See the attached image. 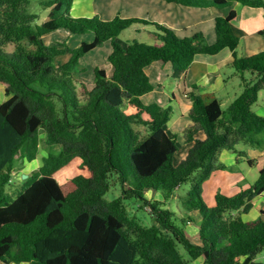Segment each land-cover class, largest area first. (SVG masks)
I'll return each instance as SVG.
<instances>
[{
	"label": "trees",
	"instance_id": "obj_1",
	"mask_svg": "<svg viewBox=\"0 0 264 264\" xmlns=\"http://www.w3.org/2000/svg\"><path fill=\"white\" fill-rule=\"evenodd\" d=\"M164 1L191 8L224 9L233 2L264 7V0ZM40 4L49 10L42 24L33 0H0V84L10 96L0 105V264H264V211L255 220L243 217L264 197V167L248 189L220 192L212 207L203 198L204 184L227 168L220 161L224 151H264V116L252 111L264 91V51L238 54L236 11L215 18L214 44L202 34L180 39L160 24L131 19L162 34H154L151 45L132 40L124 46L118 38L128 25L119 16L74 17V0ZM61 30L94 39L72 48L56 39ZM104 44L111 46L112 74L95 68L90 87L81 77V59ZM226 49L242 92L225 109L217 98L189 93L191 122L181 134H169L171 108L142 99L154 90L147 68L170 64L179 78L198 55ZM42 135L56 151L10 193L17 156L23 152L27 162L35 161ZM179 137L189 145L184 153ZM71 170L75 174L66 176ZM116 183L122 195L107 200ZM150 193L162 200L149 199ZM172 197L191 214L182 225L197 224V242L163 207ZM132 198L139 209L150 207L152 226L129 212L124 201Z\"/></svg>",
	"mask_w": 264,
	"mask_h": 264
},
{
	"label": "rangeland",
	"instance_id": "obj_2",
	"mask_svg": "<svg viewBox=\"0 0 264 264\" xmlns=\"http://www.w3.org/2000/svg\"><path fill=\"white\" fill-rule=\"evenodd\" d=\"M40 1L41 0H33L32 11L40 15L38 23L42 24L47 20L49 10L41 6ZM234 5L235 2L232 3L231 7L219 10L216 8L184 7L182 5L170 4L163 0H76L72 7L71 14L74 17L98 16L104 21H110L119 16L128 25V29L118 38L119 43L124 46L132 40L151 45L154 42L153 35L157 33L162 34V32H158L156 27L153 25L138 23L132 24L129 21L131 19L146 20L152 23L160 24L167 29H170L173 34L180 39L188 38L191 40L196 34H202L206 43L214 44L216 41L215 18L227 15L229 10L233 9ZM236 13L238 15L236 21L243 26H246L248 23L247 21L248 19L250 21V18H253L255 22L261 21L264 26V8H249L240 4ZM235 28L238 36L241 37L244 30L240 31V27L238 25ZM88 39L89 38L86 39L87 42L90 41V39L89 41ZM68 45L72 46L70 42H68ZM110 52L111 46L109 44H104L81 59V65H83L86 69V72L82 74L81 77L84 82L90 85V87H93L95 68L105 69L109 72V74H112V68L108 62ZM226 53H228L227 50L224 51L217 60L219 61L218 70L221 80L225 82L226 86L223 93L221 90V92H218L221 94H218L217 97L222 102L224 109L242 92L243 83L242 78L236 74V70L232 66L234 63L233 57H228L222 60V57H225ZM249 53L250 51H248V49H244V44L240 43L238 54L240 56H249ZM156 78L158 80L157 83L154 81ZM151 81L154 86V90L143 96L142 99L144 103L148 105L157 103L163 107H170L172 114L167 125L169 133L175 135L181 134L187 126V120H189L187 115L183 116V113L188 111L187 100L184 99L183 95L186 88L183 84H181V89L179 90L177 80L172 76L168 77L163 73L156 74ZM156 85H159V87ZM7 99L8 96L5 93V87L0 84V105ZM258 103L259 104L257 106L253 107L252 111L258 115L263 114L264 91L260 92ZM44 137V135L41 136L42 140L40 152L35 161L31 163L27 162L23 157V152L17 156L16 167L14 168L15 173L13 172L12 174L13 178L16 177V179L18 178V180L21 181L24 179L22 174L32 175L37 172L42 165L43 157L48 155L51 151H56L46 146L43 141ZM182 143L181 138H179L177 143L179 150L186 148V146H183L184 144ZM238 150L240 152H244L243 156L242 154L240 156L236 155V158L234 156L231 161L230 157L224 154L225 158L223 161L220 159V161L227 168L213 174L208 182L204 184L203 198L207 206L212 207L216 204L215 197L218 193L221 192L226 196L235 195L242 190L248 189L258 179L260 168L264 165V154H261L262 151L244 148L243 146H239ZM252 150L259 152L251 154L250 152ZM229 152L233 154V152ZM248 159L253 160V165L248 163ZM38 164L39 168L37 167ZM74 174V171L71 170L66 173V176H72ZM188 185H186L187 188ZM16 186L12 184L9 190L14 192L20 187L17 186L16 188ZM156 194L160 196V193ZM121 195V185L116 183L105 195V198L107 200H112L120 197ZM147 197L149 199L155 198L153 194L147 195ZM262 200L264 199L262 198ZM165 203L166 205L163 207L175 212V219L179 225H182L183 221L191 215L190 213L188 214L187 210L184 208L183 201L179 198L172 197ZM124 204L127 206L129 212L132 215H135L143 225L149 227L155 223L154 219L150 215V207L146 209H139L140 202L137 199L132 198L125 200ZM255 206L256 209H258L257 202ZM244 219H248V217L244 216ZM182 227H185V230L189 233L190 225H182ZM189 234L191 235V233ZM179 249L187 258L184 249L181 246ZM259 260L264 263V255L259 258ZM198 262H201V260ZM191 264L198 263L192 262Z\"/></svg>",
	"mask_w": 264,
	"mask_h": 264
},
{
	"label": "crops",
	"instance_id": "obj_3",
	"mask_svg": "<svg viewBox=\"0 0 264 264\" xmlns=\"http://www.w3.org/2000/svg\"><path fill=\"white\" fill-rule=\"evenodd\" d=\"M75 2H76V0H74V4H75ZM240 4L241 3H239V2H235V5H234L233 9H231V10H235L237 12L238 8L240 7ZM242 6H244V5H242ZM245 7H249V6H245ZM211 8H214V7H211ZM249 8H253V7H249ZM261 8H264V7H261ZM216 9H219V8H216ZM256 9H258V8H256ZM219 10H223V9H219ZM231 10H229V12ZM227 15H225V16H227ZM236 20H237V17L235 18V20L232 23L234 30L236 32L235 27L237 25L240 27L239 28L240 31L244 30V33H243V35H241L240 40H241V43L244 44V49L246 48V49H248V51H250V53L248 55L252 56V55H255V54L263 51L264 50V26H263L262 22L261 21L255 22L253 20V18H250V21L248 19V21H247L248 23L246 24V26H243V25L239 24ZM249 23H250V25H249ZM56 34H57L56 35L57 40L62 41V42L66 41L67 43L70 42V44L72 45L70 47H72V48H76V47L80 46L82 44V42H87V40H86L87 38H89L91 42L94 39L93 34L71 35L68 32L62 31V30L56 32ZM236 34H237V32H236ZM89 39H88V41H89ZM259 49H262V50H259ZM226 50H223L221 53H219L215 56L198 55L196 57V59L194 60V62L192 63V65L190 66V68L186 72L182 73L179 78H175L178 82V89L179 90L181 89V84H183L184 87L186 88L183 95H184V99L187 100L188 111L186 113H183V116H186V115L188 116L189 111L193 107V104L188 97L189 93L194 92L195 94L201 95L206 99H209V97L218 99L217 95L221 94L218 92H221V91H222V93L224 92V89L226 88V86H225V82L223 80H221V76H220L219 70H218V62L219 61H217V60H218L219 56ZM227 51H228V53H226L225 57H222V60H224L228 57L232 58V53L229 50H227ZM147 71L150 75L151 80L153 79V77L156 74H161V73L165 74L168 77L172 76L174 78V76H173L174 75V69L170 64L164 65L160 62H154L152 65H150L147 68ZM154 81L157 83V81H158L157 78ZM156 86L159 87V85H156ZM193 86H196L197 88L194 89ZM236 96H237V94H236ZM9 98H10V96H8V99ZM262 112H263V114H259V115L264 116V105H263ZM187 118H189V116ZM190 122H191V120L189 118V120H187V122H186V125L188 126L190 124ZM166 128H167V131L169 133L167 126H166ZM169 134H171V133H169ZM179 138H181V140L183 142L182 144H184L183 146H186L185 149L182 148L180 150L181 153H184L188 150L189 145H187L184 142L182 137H179ZM226 152L227 151H224L220 156V159L222 161L225 158L224 154H226V156L230 157L231 161L233 160L234 156L236 158L237 154H235V153L232 154L229 151L227 153ZM255 152H259V151H253L252 150L250 153L252 154ZM261 154H264V151H262ZM37 167L39 168V164L37 165ZM263 167H264V165L261 168H263ZM25 176L29 177L30 174H28V175L22 174L23 178ZM12 184H14V186H16V185L20 186L21 181H19L18 178L16 179V177H14ZM10 186H12V185H10ZM10 186L8 187V190H9ZM17 186H16V188H17ZM9 191H10V193H13L11 190H9ZM151 194H153V193H150L149 195H151ZM154 196H155L154 199L162 200L160 197L161 194H160V196H158V194H156ZM262 198L264 199V197H261V198H257L255 200V204L257 202V208L258 209H256V206H254L253 210L250 213L243 214V217L244 216L248 217V219H245V220H247V221L255 220L259 217V215L261 214V211H264V200H262ZM257 214H258V216H257ZM189 225H190L189 233H191L192 239L194 238L193 241L197 242L198 241L199 228H198L197 224H189ZM200 260H201V262H198ZM203 260L204 259H199L195 262H197L198 264L199 263L201 264L203 262ZM11 264H14V263H11Z\"/></svg>",
	"mask_w": 264,
	"mask_h": 264
},
{
	"label": "water",
	"instance_id": "obj_4",
	"mask_svg": "<svg viewBox=\"0 0 264 264\" xmlns=\"http://www.w3.org/2000/svg\"><path fill=\"white\" fill-rule=\"evenodd\" d=\"M25 179L27 178V176L24 177Z\"/></svg>",
	"mask_w": 264,
	"mask_h": 264
}]
</instances>
